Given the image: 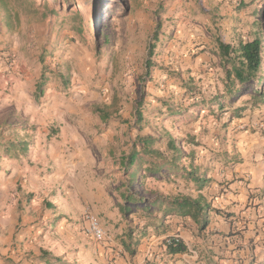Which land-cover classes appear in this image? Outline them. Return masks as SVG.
<instances>
[{
  "label": "rangeland",
  "instance_id": "obj_1",
  "mask_svg": "<svg viewBox=\"0 0 264 264\" xmlns=\"http://www.w3.org/2000/svg\"><path fill=\"white\" fill-rule=\"evenodd\" d=\"M7 2L9 14L0 5V128L19 126L20 138L31 145L28 155L0 158V264H45L44 252L69 264L114 261L107 250L129 243L126 232L146 224L134 214L123 216L118 205L124 190L120 156L138 134L159 138L156 147L168 156V139L174 138L183 156L181 173L147 177L137 186L141 196L203 198L212 209L225 205L227 168L247 147L244 138L259 131L248 119H261L264 103L254 101L251 91L231 106L229 97L225 105L213 102L225 92L217 43L257 33L264 44V0ZM71 9L75 21L68 17ZM151 45L154 65L143 83ZM44 66L51 79L36 101ZM51 71L70 73V84ZM141 102L143 119L136 123ZM96 104L109 106L107 122L93 111ZM239 109L241 115H234ZM193 171L207 179L204 195L189 177ZM220 210L211 211L204 230L184 224L187 250L177 260L264 264V246L246 236L248 216ZM86 212L100 218L113 241L86 233ZM168 220L174 232V218ZM146 232L155 233L153 227Z\"/></svg>",
  "mask_w": 264,
  "mask_h": 264
},
{
  "label": "trees",
  "instance_id": "obj_2",
  "mask_svg": "<svg viewBox=\"0 0 264 264\" xmlns=\"http://www.w3.org/2000/svg\"><path fill=\"white\" fill-rule=\"evenodd\" d=\"M8 0H0V5L9 12ZM108 7H113L112 2ZM55 13V12H53ZM60 13V12H58ZM68 17L73 21L78 17L74 9L68 11ZM76 33L82 35L84 29L75 24L72 28ZM218 54L222 60L223 70L225 74V92L214 98L213 102L218 105H225V98L229 97L231 106L234 98L242 96V94L251 91L254 101L264 103V75L261 74L264 66V44L262 38L256 33L253 38L240 39L237 43L225 42L220 39L217 43ZM155 46H150L149 58L146 60V72L142 77L143 83L151 77V68L154 62L151 60L154 54ZM45 55V54H44ZM44 62V56L41 57ZM48 66L43 67V72L37 81L34 98L39 101L45 94L50 76L47 74ZM52 76L59 77L64 85L68 86L71 82L70 73H55ZM258 80L259 85L255 86L254 81ZM255 87L254 90H251ZM143 102L139 104L136 112V123L143 119L142 114ZM224 108V106L222 107ZM109 106L96 104L93 111L100 118L107 122L111 117ZM239 110H233L234 115H241ZM170 113L177 111L171 108ZM25 127V126H22ZM19 126H10L8 130L0 128V158L3 156L17 158L19 154L28 155L31 142L20 138ZM8 131V132H7ZM160 139L155 136L141 135L136 136L135 141L128 152H124L120 156V164L123 173L122 187L120 190L121 202H119V210L125 217L136 215L146 220L145 227L138 230H128L126 232L128 242H124L126 249H131L135 238L141 234L142 237L147 235V229L153 227L157 233H166L168 224L166 218L169 216H178L182 218H191L195 221L201 230L206 229L210 224V211L217 214H223L220 209L214 208L209 202L203 198H191L189 196H163L156 195L154 198H146L140 195L137 189L141 181H145L147 177H156L158 179L167 177L168 174H177L182 172V154L176 145L174 138L168 139V148L172 150L171 156H168L161 148L156 147ZM1 169V168H0ZM193 172H188L189 177L200 190L207 187L206 180ZM85 223V222H84ZM140 237V236H138ZM170 252L181 253L187 250L186 245L181 240L177 246H168ZM134 250V249H133ZM45 264H69L61 257L53 256L48 252H44L41 256Z\"/></svg>",
  "mask_w": 264,
  "mask_h": 264
},
{
  "label": "crops",
  "instance_id": "obj_3",
  "mask_svg": "<svg viewBox=\"0 0 264 264\" xmlns=\"http://www.w3.org/2000/svg\"><path fill=\"white\" fill-rule=\"evenodd\" d=\"M250 121L256 122L261 132L257 131L254 135L244 138V143H246L244 146L247 147L239 149L238 162H232L225 174L226 183L230 187V191L227 193L228 199L225 200V205L220 202L218 206L214 205V207L218 209L230 208L232 212L243 210L241 214L248 216L249 220L246 223V236L253 238L254 242H258L257 248L262 249L261 246H264V116L261 119L258 117L253 120L248 119V123ZM205 189L209 188L205 187ZM198 192L204 195L203 190L199 189ZM216 216L219 215L216 214ZM170 218H174L175 223L171 225L175 229L174 232H170L168 229L169 231L166 233H157L154 229L155 233L150 237L140 238L137 236L134 240L138 241L137 248L134 250L133 248L128 250L124 245L122 247L117 244L119 248L116 250L114 248L107 250L106 257L110 260L114 259V261L106 260V264H182L181 260H177L182 252H170L166 245V239L179 235L183 243L187 245L186 236L189 234V229L184 224H188V222L195 224L196 222L191 218L169 216L166 218L168 227H170L171 220H168ZM109 239L113 241L114 236H109ZM161 240H164V244H161Z\"/></svg>",
  "mask_w": 264,
  "mask_h": 264
},
{
  "label": "built area",
  "instance_id": "obj_4",
  "mask_svg": "<svg viewBox=\"0 0 264 264\" xmlns=\"http://www.w3.org/2000/svg\"><path fill=\"white\" fill-rule=\"evenodd\" d=\"M85 222V231L88 233L94 240L98 242H103L108 240V234L106 233L102 221L100 218L92 213L86 212L84 215ZM181 237L179 235L170 236L166 239L167 246H177L181 243Z\"/></svg>",
  "mask_w": 264,
  "mask_h": 264
}]
</instances>
